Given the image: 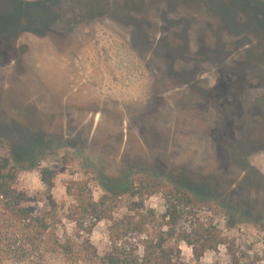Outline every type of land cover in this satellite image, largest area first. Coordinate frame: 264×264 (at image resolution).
<instances>
[{
    "label": "rangeland",
    "instance_id": "obj_1",
    "mask_svg": "<svg viewBox=\"0 0 264 264\" xmlns=\"http://www.w3.org/2000/svg\"><path fill=\"white\" fill-rule=\"evenodd\" d=\"M76 1L87 25L74 38L33 40L31 54L0 55V156L18 147L23 165L38 157L34 167H17L18 186L48 216L51 232L78 244L89 238L99 256L109 251L108 220L86 235L68 218L74 201L66 186L80 180L95 200L111 197L116 218L134 206L142 213L153 209L165 223L161 216L176 203L177 230L169 245L185 263H245L262 254L260 198L249 191L230 198L227 181L238 174L219 169L221 160L241 165L245 157L264 174V145L228 150L221 141L223 125L201 121L206 104L195 100V85L264 84V0H245L250 11L241 10V33L226 24L223 6L231 0ZM7 5L0 0V10ZM236 96L234 111L249 129L256 123L245 113L249 94L246 100ZM218 105L210 111L224 118L226 110ZM261 126L264 140V119ZM140 176L157 181L158 190L130 196L126 188ZM179 189L196 193L194 201L175 199ZM198 223L220 231L231 250L219 244L197 258L200 244L187 239ZM51 236L41 259L6 264H100L68 261L49 250Z\"/></svg>",
    "mask_w": 264,
    "mask_h": 264
},
{
    "label": "trees",
    "instance_id": "obj_2",
    "mask_svg": "<svg viewBox=\"0 0 264 264\" xmlns=\"http://www.w3.org/2000/svg\"><path fill=\"white\" fill-rule=\"evenodd\" d=\"M20 151V148L16 147L12 148L10 155L0 156V264L41 259L44 252L42 244L50 235L49 250L60 252L71 262L95 259L100 264H188L183 262L180 254L175 253L176 250L169 245L170 238L175 237L177 230L176 203H172L161 216L165 223L158 222L159 217L153 209L142 213L134 206L129 207L126 214L116 218L113 205H108L111 197L103 195L99 200H95L88 183L80 180H71L66 186L68 195L74 201L70 206L68 218L86 235L92 232L98 222L108 220L110 249L105 255L99 256L87 237L83 239L82 244L76 243L70 237L64 241L60 240L51 232L48 216L41 212L28 192L18 186L17 167L26 169L38 163V157H30L29 165H23ZM156 182L150 177L140 176L133 179L126 190L132 197H142L144 190L150 194L158 190L159 183ZM176 192L175 199L179 202L194 201L193 194L196 193L180 189ZM191 232L188 242L193 244L194 239L200 244L199 249H194L197 258L206 250H216L219 244H224L231 250L227 238L222 237V233L212 225L198 223V227ZM251 259L242 263L241 259L232 258L230 264H264V250L262 254Z\"/></svg>",
    "mask_w": 264,
    "mask_h": 264
},
{
    "label": "flooded vegetation",
    "instance_id": "obj_3",
    "mask_svg": "<svg viewBox=\"0 0 264 264\" xmlns=\"http://www.w3.org/2000/svg\"><path fill=\"white\" fill-rule=\"evenodd\" d=\"M4 1L9 5L0 10V31L3 32V34L0 35V55L31 54L33 40H46L53 43L55 40L58 41L62 38L67 39L68 37H73L75 33H79L82 28L81 25H83V27L87 25V21L83 19L84 16L81 12L82 6L76 0ZM81 1L88 2V0ZM223 8V13L227 21L226 24L231 32L241 33V30H244V25H242L240 20V13L244 8L250 11V5L245 0H231L228 5L223 6ZM253 23L256 24V21L253 20ZM12 32H17V34L11 37L13 34ZM44 32L47 34L45 35ZM3 41H5V43H2ZM244 46L247 47L248 45L245 44ZM253 57L255 56L252 55L249 58L250 62ZM252 84L262 85V87ZM263 85L262 83H197L195 85L196 93L198 94L195 100L200 104H206V107L201 106L206 110L202 114L203 119L201 118V121H204L208 127L209 125H223V129L220 131V135L222 136L221 141L227 144L228 150H230V148L234 149V147L237 146L242 151H246L254 143L259 144L260 147L264 145L261 132V125L264 119ZM250 93H253V96H251ZM248 94L249 97H247ZM236 95H238L239 98L242 97V99H245V97L249 99L245 113L249 114L250 118L256 122L253 123L249 129L246 128L245 130L243 127L240 118L241 113L236 110L234 111V109H237L236 105L240 103L235 101ZM214 103L217 105L221 104L223 109L226 110V116H224V118L222 114L216 115L210 111V109L214 108L211 107V104ZM241 163L243 165H236L234 161L229 159L221 160L220 166L223 170L219 169L222 171L220 173L226 175L237 172L238 177L236 181H227L228 190L231 194L230 198L237 194H240V196L237 195L238 198H244L249 191L248 194L250 197L253 194L252 196L254 198H260L258 199V201H260L259 207L262 209L260 218L263 219L264 174L259 169L253 167L245 157H242ZM185 172L186 170L184 169V173ZM199 173L198 175H200V178H202V176L205 177L208 173H212V168ZM203 173L204 175H202ZM240 189H242L243 192L237 191Z\"/></svg>",
    "mask_w": 264,
    "mask_h": 264
}]
</instances>
